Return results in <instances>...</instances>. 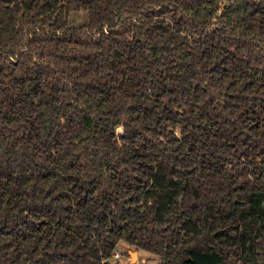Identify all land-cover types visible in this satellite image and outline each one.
<instances>
[{"label": "trees", "instance_id": "trees-1", "mask_svg": "<svg viewBox=\"0 0 264 264\" xmlns=\"http://www.w3.org/2000/svg\"><path fill=\"white\" fill-rule=\"evenodd\" d=\"M119 243L264 264V0H0V264Z\"/></svg>", "mask_w": 264, "mask_h": 264}, {"label": "rangeland", "instance_id": "rangeland-1", "mask_svg": "<svg viewBox=\"0 0 264 264\" xmlns=\"http://www.w3.org/2000/svg\"><path fill=\"white\" fill-rule=\"evenodd\" d=\"M71 17L74 19V20L72 19V22H71L74 26L80 25L81 20H83V14L76 16V17L75 16H71ZM115 251L119 252V254L122 256V261L125 264H158V258L156 256L149 254L145 251H141V250L138 254V261L136 263L131 262L130 257L125 250V244L124 243H119V245L117 246V249ZM109 264H116V260H114L113 258L110 259Z\"/></svg>", "mask_w": 264, "mask_h": 264}, {"label": "crops", "instance_id": "crops-1", "mask_svg": "<svg viewBox=\"0 0 264 264\" xmlns=\"http://www.w3.org/2000/svg\"><path fill=\"white\" fill-rule=\"evenodd\" d=\"M118 245H119V244H118ZM121 245H122V244H121ZM127 248H128L129 250H128ZM123 249H124V248H123ZM125 250H126L127 254H128L129 257H130V261L133 262V263H136V262L138 261V254H139L140 250L135 249V248H133V247H130V246L126 245V244H125ZM131 252H134V253H135V261H132V259H131V255H130ZM114 260H116V259H114ZM109 261H110V260H109ZM109 261H108V264H109ZM144 262H145V261H144ZM116 264H125V263L122 261V256H121V255H120V258L116 260Z\"/></svg>", "mask_w": 264, "mask_h": 264}, {"label": "built area", "instance_id": "built-area-1", "mask_svg": "<svg viewBox=\"0 0 264 264\" xmlns=\"http://www.w3.org/2000/svg\"><path fill=\"white\" fill-rule=\"evenodd\" d=\"M226 1H228V0H222V2H226ZM219 13H220V11H217V12H216V15H219ZM112 258H113V259H116V260L119 259V258H120V254H119V252H118V251H114V252L112 253V255H111V259H112ZM109 260H110V259H109ZM109 260H108V261H109ZM108 261H107V262H108Z\"/></svg>", "mask_w": 264, "mask_h": 264}, {"label": "water", "instance_id": "water-1", "mask_svg": "<svg viewBox=\"0 0 264 264\" xmlns=\"http://www.w3.org/2000/svg\"><path fill=\"white\" fill-rule=\"evenodd\" d=\"M225 4L227 5L228 4V1H226ZM130 255H131L132 261H135V253L134 252H131Z\"/></svg>", "mask_w": 264, "mask_h": 264}]
</instances>
